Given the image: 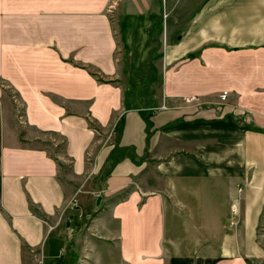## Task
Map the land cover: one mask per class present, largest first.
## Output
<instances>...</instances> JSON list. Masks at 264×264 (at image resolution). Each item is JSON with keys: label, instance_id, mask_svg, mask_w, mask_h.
I'll use <instances>...</instances> for the list:
<instances>
[{"label": "crops", "instance_id": "0c3cea01", "mask_svg": "<svg viewBox=\"0 0 264 264\" xmlns=\"http://www.w3.org/2000/svg\"><path fill=\"white\" fill-rule=\"evenodd\" d=\"M0 78V264H264V0H0Z\"/></svg>", "mask_w": 264, "mask_h": 264}, {"label": "rangeland", "instance_id": "374dc122", "mask_svg": "<svg viewBox=\"0 0 264 264\" xmlns=\"http://www.w3.org/2000/svg\"><path fill=\"white\" fill-rule=\"evenodd\" d=\"M5 95L9 96L10 98L14 95V92L11 91L9 88H5L4 90ZM13 99V97L11 98ZM12 101V100H11ZM17 104V109L15 111V113H17L16 116V125L17 126V130L20 131V127H19V115L22 113L21 112V105L18 102H15ZM33 133H27L25 131L21 132L20 137L23 138L22 139V144H25L26 146H31V147H37V148H42L44 150H46L47 152H49L50 155L52 156H56V155H60L62 152V147L60 146V138L55 136V135H51V134H42V133H36L34 131H32ZM38 137V138H35ZM32 138V139H31ZM53 139H55V141H53ZM59 143V144H56ZM68 164V163H66ZM61 180H63V182H66V177L65 174H68V170L64 171V169H61ZM86 188H80L78 189L77 195L75 196V198L79 201L80 205H83V210H85L87 201L82 202L81 197L84 196V190ZM92 207H95V205H93ZM198 223L200 221H197ZM223 222H226V220H224ZM188 229V228H187ZM189 232H191L189 230Z\"/></svg>", "mask_w": 264, "mask_h": 264}, {"label": "built area", "instance_id": "2783aa9c", "mask_svg": "<svg viewBox=\"0 0 264 264\" xmlns=\"http://www.w3.org/2000/svg\"><path fill=\"white\" fill-rule=\"evenodd\" d=\"M228 96V92H222L220 95H219V98H220V100L221 101H224L225 99H226V97ZM199 100V98L198 97H191V98H189L187 101L188 102H195V101H198ZM242 191V189H239V192H241ZM72 206H78V200L76 199V198H73V200H72ZM234 211V210H233ZM234 224V222L233 221H231V225H233ZM53 228L54 227H50V229L51 230H53Z\"/></svg>", "mask_w": 264, "mask_h": 264}, {"label": "trees", "instance_id": "16d2710c", "mask_svg": "<svg viewBox=\"0 0 264 264\" xmlns=\"http://www.w3.org/2000/svg\"><path fill=\"white\" fill-rule=\"evenodd\" d=\"M90 72V71H89ZM90 74L98 81V82H100V83H112L111 81H105V80H103L101 77H99V75H97V74H95V73H92V72H90ZM5 86H6V82L2 79V78H0V87L3 89V90H5ZM94 128L96 129V130H98V128L96 127V125L94 126ZM117 159V156H115V157H112L111 158V160H116ZM57 162H58V164L59 165H61L60 164V162L57 160ZM112 165V161H111V163H110V166Z\"/></svg>", "mask_w": 264, "mask_h": 264}, {"label": "water", "instance_id": "95a60500", "mask_svg": "<svg viewBox=\"0 0 264 264\" xmlns=\"http://www.w3.org/2000/svg\"><path fill=\"white\" fill-rule=\"evenodd\" d=\"M100 203V198H98V200H97V204H99ZM73 218V216H71L69 219H67V226H69L70 225V220Z\"/></svg>", "mask_w": 264, "mask_h": 264}]
</instances>
